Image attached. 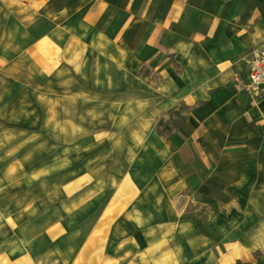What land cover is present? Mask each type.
I'll use <instances>...</instances> for the list:
<instances>
[{
  "label": "crops",
  "instance_id": "1",
  "mask_svg": "<svg viewBox=\"0 0 264 264\" xmlns=\"http://www.w3.org/2000/svg\"><path fill=\"white\" fill-rule=\"evenodd\" d=\"M263 44L264 0H0L1 210L34 231L2 264H264V97L243 88ZM145 66L146 82L161 78L139 117L135 94L81 86L130 90ZM158 116L170 140L152 139ZM200 131L204 143L185 136ZM29 132L47 157L25 156ZM198 159L223 163L226 181L257 179L238 224L227 202L207 229L178 207L227 184L202 180Z\"/></svg>",
  "mask_w": 264,
  "mask_h": 264
},
{
  "label": "rangeland",
  "instance_id": "2",
  "mask_svg": "<svg viewBox=\"0 0 264 264\" xmlns=\"http://www.w3.org/2000/svg\"><path fill=\"white\" fill-rule=\"evenodd\" d=\"M151 67L149 66H145L144 68H142L140 70V72L138 73V77L140 79H143L147 76H149L151 74ZM138 78V82H136L135 84H133V86H131V89H127L128 85H111V84H104L103 85H98L96 83H84L81 86L83 87V90L86 91H105V92H115V93H128L131 92L133 94L136 95L137 98V104H136V109H137V113H138V117L141 115V112L144 111L146 109V106H144V102L143 99L141 98H146L149 96L150 94V88H157L160 84V75H153L151 77L152 80H154V83H149L148 81L145 82H141ZM58 90L59 87H58ZM126 96V95H125ZM128 101V100H126ZM226 100L224 98H222L220 100V105L221 107H223L225 105ZM129 106V105H127ZM124 108V106H122V109ZM183 113L185 112L184 110H182ZM117 112L114 113L115 118L118 117ZM122 117V116H121ZM72 119V117H70ZM123 118V117H122ZM200 117H198L199 119ZM221 118V117H220ZM222 118H224V116H222ZM74 119V116H73ZM159 119H162L160 116H158V119L156 118V120H153V133H152V139L157 140V139H162V140H170V138L166 139V134H163V137H160V130L161 128L157 129V133L156 132V125L159 121ZM45 120H47V118H45ZM163 121H166L165 118H163L160 122L159 126H162L164 124ZM75 124H79L80 125V121L78 120V118H76V120L74 119ZM71 121L69 122L70 125ZM75 125L76 130L73 132L70 130L69 135L71 138H76L77 140H80L82 138H86V136L88 135V133H84L81 132L78 128V126ZM175 126V123L173 122L171 127ZM175 133H178L175 129ZM47 134V133H46ZM94 134V133H91ZM89 133V135H91ZM208 134L209 132L206 131H200V132H187L185 133V136L187 135H194V139L197 141H203L208 138ZM239 134L241 135V133L239 132ZM213 135H215L213 138L214 140H219V137L217 138V134L213 133ZM12 136L14 140L17 139V135L14 133ZM42 138V137H41ZM24 147L23 150L25 152V156L28 159H31L30 156H36L38 157L41 154V157H47L48 154H45V152L48 150V146L47 144H45V141L40 140V143H35L34 147H30L29 144L32 143V141H38V135H34L32 136V133H25V137H24ZM143 140V139H142ZM44 142V144H43ZM224 143V142H223ZM206 146V145H205ZM38 149H40V152L38 151ZM164 148L163 147H157L154 148V152L157 151L158 153H160L161 151L164 152ZM225 147L222 144V147L220 148V156H224L225 154ZM32 153H35L34 155ZM38 153H40L38 155ZM154 156H158V154L154 153ZM169 156V162L165 165L163 171H168L169 173H171L172 175L177 174L180 170H182V166L178 163L174 162V158ZM220 158V157H218ZM34 161H36L35 159H33ZM22 161V160H21ZM34 161H32L30 163V165L34 164ZM41 163L43 164L45 161V159H41L40 160ZM199 163L196 165V167L198 166V169L202 176V180L210 175L215 176L216 179H218L219 181L223 182V183H227L226 185L223 184V189L214 195L213 197H204V196H200L198 194L192 193V194H188V193H183V196L185 197V201L183 204H179L178 207L182 210L185 211H189V212H199L201 213V222L202 224H204L206 226L209 225V220L210 217L216 219V221L214 223H217L218 226L223 227L224 225V221H225V215H226V209H225V203H230V206L232 207V210L234 213V218L233 221L234 223H239L240 222V217H241V212L244 211L240 208L241 205V201L242 198H244V196L240 193V191L246 192L248 193V197H250V193H252V190H256V188L259 186L257 179L255 178H251V179H230V181H226L225 179V165L222 164H218V165H210L208 161L205 160H200L198 159ZM58 165L59 162L57 161ZM254 166V164H253ZM20 167V171L23 170L27 171V167L26 164L22 161V163L19 164ZM31 168V167H30ZM187 169H190V171H192V168L190 167H186ZM3 169V165L0 164V172ZM247 172H254V170L256 169L255 166L252 167L251 165L246 166L245 167ZM246 177V176H243ZM225 187V188H224ZM227 189V190H224ZM212 191H215L212 190ZM214 193V192H213ZM236 193V194H235ZM254 196V199L256 200L258 197L256 195H252ZM10 198L8 197H1L0 196V264H2L3 262V255L5 256L7 253H10L12 250H15L18 243L22 242L23 239L26 238H30L33 235V232L31 229H26V226H24V221L21 218V216L17 217L18 213L16 212H8V211H2L1 208L3 207H8L7 206V201H9ZM253 199V198H252ZM4 204V205H2ZM236 210V212H235ZM244 214H246V212H244ZM251 213H249L250 215ZM23 227V228H22ZM24 229V230H23Z\"/></svg>",
  "mask_w": 264,
  "mask_h": 264
},
{
  "label": "built area",
  "instance_id": "3",
  "mask_svg": "<svg viewBox=\"0 0 264 264\" xmlns=\"http://www.w3.org/2000/svg\"><path fill=\"white\" fill-rule=\"evenodd\" d=\"M248 83L243 88L257 97H264V44L248 62Z\"/></svg>",
  "mask_w": 264,
  "mask_h": 264
},
{
  "label": "trees",
  "instance_id": "4",
  "mask_svg": "<svg viewBox=\"0 0 264 264\" xmlns=\"http://www.w3.org/2000/svg\"><path fill=\"white\" fill-rule=\"evenodd\" d=\"M204 188H205V187L200 188L199 192H202V193L206 194L205 191H204ZM236 264H240V263L237 262Z\"/></svg>",
  "mask_w": 264,
  "mask_h": 264
},
{
  "label": "bare ground",
  "instance_id": "5",
  "mask_svg": "<svg viewBox=\"0 0 264 264\" xmlns=\"http://www.w3.org/2000/svg\"><path fill=\"white\" fill-rule=\"evenodd\" d=\"M261 48V47H260ZM260 48L257 50V51H259L260 50Z\"/></svg>",
  "mask_w": 264,
  "mask_h": 264
}]
</instances>
